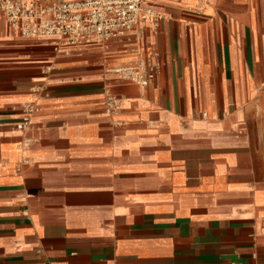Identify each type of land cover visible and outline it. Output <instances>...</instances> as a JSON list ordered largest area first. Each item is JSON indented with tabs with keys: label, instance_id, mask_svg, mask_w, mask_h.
<instances>
[{
	"label": "crops",
	"instance_id": "0c3cea01",
	"mask_svg": "<svg viewBox=\"0 0 264 264\" xmlns=\"http://www.w3.org/2000/svg\"><path fill=\"white\" fill-rule=\"evenodd\" d=\"M155 3L105 46L0 19V264H264V0Z\"/></svg>",
	"mask_w": 264,
	"mask_h": 264
},
{
	"label": "built area",
	"instance_id": "2783aa9c",
	"mask_svg": "<svg viewBox=\"0 0 264 264\" xmlns=\"http://www.w3.org/2000/svg\"><path fill=\"white\" fill-rule=\"evenodd\" d=\"M0 19L22 37L52 39L59 45L75 47L105 46L129 34L142 40L146 27L157 29L161 14L156 10L155 0H0ZM159 67L156 57L151 56L108 68L107 72L146 88ZM117 108L116 98L105 99L104 114ZM38 110L33 103L24 106L25 116L16 128H30L29 117Z\"/></svg>",
	"mask_w": 264,
	"mask_h": 264
}]
</instances>
